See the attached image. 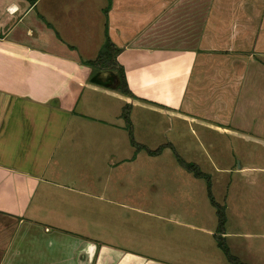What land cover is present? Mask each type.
Listing matches in <instances>:
<instances>
[{"label": "crops", "instance_id": "0c3cea01", "mask_svg": "<svg viewBox=\"0 0 264 264\" xmlns=\"http://www.w3.org/2000/svg\"><path fill=\"white\" fill-rule=\"evenodd\" d=\"M107 37L135 98L89 63ZM126 104L145 147L142 111L264 148V0H0V264H195L182 235L136 251L124 233H86L79 191L56 180L72 152L99 174L153 156L130 143ZM236 155L206 158L252 170Z\"/></svg>", "mask_w": 264, "mask_h": 264}, {"label": "rangeland", "instance_id": "374dc122", "mask_svg": "<svg viewBox=\"0 0 264 264\" xmlns=\"http://www.w3.org/2000/svg\"><path fill=\"white\" fill-rule=\"evenodd\" d=\"M142 112L146 123L138 129L146 133L143 139L147 148L154 151L162 147L158 156L142 152L144 155L134 165L126 167L115 161L116 167L99 174V166L92 164L89 150L85 152L89 154L85 165L84 160L77 161L79 153L72 152L67 157L68 167H62V174L56 178L79 191L70 196L79 207L78 202H84L80 208L86 233L90 234L92 226L107 239L112 230L124 233L136 251L158 250L161 239L172 243V235H182L183 246L195 251V264L197 259L198 264L206 261L232 264L214 235L218 217L207 195L206 180L184 169L176 160L174 148L187 161L205 162V168L201 166V169L211 177L213 194L227 206L229 234L225 238L231 253L245 264H248L246 260L250 264H264V148L255 143L228 141L224 136L174 117ZM231 154H237V169L242 163L252 170L232 176L216 172L221 166L217 161L224 166V160ZM206 156L217 166L215 169ZM79 174L81 177L77 178ZM108 178V187L105 184L99 188L97 182L106 183ZM219 180L228 182L221 188ZM246 234H252L251 238L235 237Z\"/></svg>", "mask_w": 264, "mask_h": 264}, {"label": "trees", "instance_id": "16d2710c", "mask_svg": "<svg viewBox=\"0 0 264 264\" xmlns=\"http://www.w3.org/2000/svg\"><path fill=\"white\" fill-rule=\"evenodd\" d=\"M121 52V49L115 46V44L112 43V41L107 37L105 40V43L100 50L97 58L91 62H89L91 65L95 66L99 69H109L114 70L117 74V84L113 88L120 92L121 94L135 98L134 94L131 92V90L128 87L125 69L124 67L118 62L117 57L119 53ZM122 118L125 121V127L129 135L130 143L137 148V150L144 149L146 150L150 155H158V153L161 152V148H158L157 150H150L149 148L142 146L141 144H138L134 138V126L131 120V105L126 104L123 107L122 111ZM174 150L176 160L177 162L188 172L192 173L197 178H203L206 180L207 185V195L209 198V201L211 205L215 208L217 217H218V226L215 234V238L217 239V244L220 247V249L225 254L227 260L232 264H245L242 261L239 260L236 256H234L229 246L226 243L225 238V231H226V223H227V212H226V205L220 204L217 202L212 189V181L210 175L203 172L202 169L199 167L198 164L189 162L182 157H180L179 154L175 152Z\"/></svg>", "mask_w": 264, "mask_h": 264}]
</instances>
